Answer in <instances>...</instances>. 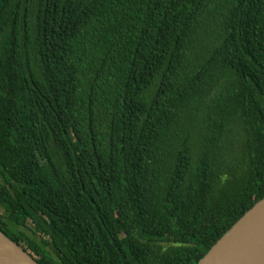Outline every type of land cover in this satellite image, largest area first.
Segmentation results:
<instances>
[{
	"label": "trees",
	"instance_id": "1",
	"mask_svg": "<svg viewBox=\"0 0 264 264\" xmlns=\"http://www.w3.org/2000/svg\"><path fill=\"white\" fill-rule=\"evenodd\" d=\"M153 3L0 0V228L39 264H197L264 197V0Z\"/></svg>",
	"mask_w": 264,
	"mask_h": 264
},
{
	"label": "water",
	"instance_id": "2",
	"mask_svg": "<svg viewBox=\"0 0 264 264\" xmlns=\"http://www.w3.org/2000/svg\"><path fill=\"white\" fill-rule=\"evenodd\" d=\"M0 264H39L0 228ZM197 264H264V197L250 207Z\"/></svg>",
	"mask_w": 264,
	"mask_h": 264
},
{
	"label": "rangeland",
	"instance_id": "3",
	"mask_svg": "<svg viewBox=\"0 0 264 264\" xmlns=\"http://www.w3.org/2000/svg\"><path fill=\"white\" fill-rule=\"evenodd\" d=\"M164 2H165V0H154V3L152 5V9H151V20L155 23L162 21V19H165V16L168 15V13H171L170 7H168V9L165 10ZM166 21H168V20H166ZM172 23H173V21L171 22V25H172ZM246 149H247L248 157L250 156V153L252 156L253 151L250 152V149L247 146V144H246Z\"/></svg>",
	"mask_w": 264,
	"mask_h": 264
},
{
	"label": "clouds",
	"instance_id": "4",
	"mask_svg": "<svg viewBox=\"0 0 264 264\" xmlns=\"http://www.w3.org/2000/svg\"><path fill=\"white\" fill-rule=\"evenodd\" d=\"M165 1H166V3L164 4V7L166 6V8L168 9L169 4L171 3V0H165ZM166 8H165V10H166Z\"/></svg>",
	"mask_w": 264,
	"mask_h": 264
}]
</instances>
